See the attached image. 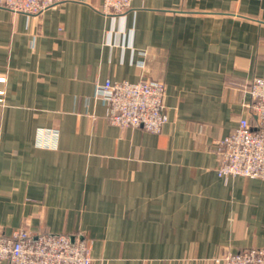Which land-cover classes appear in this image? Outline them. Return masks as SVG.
Wrapping results in <instances>:
<instances>
[{
  "label": "crops",
  "instance_id": "0c3cea01",
  "mask_svg": "<svg viewBox=\"0 0 264 264\" xmlns=\"http://www.w3.org/2000/svg\"><path fill=\"white\" fill-rule=\"evenodd\" d=\"M102 4L0 7V231L83 234L92 264H224L264 247V179L219 176L215 148L264 78V0ZM143 78L165 84L159 133L112 124L96 95Z\"/></svg>",
  "mask_w": 264,
  "mask_h": 264
},
{
  "label": "built area",
  "instance_id": "2783aa9c",
  "mask_svg": "<svg viewBox=\"0 0 264 264\" xmlns=\"http://www.w3.org/2000/svg\"><path fill=\"white\" fill-rule=\"evenodd\" d=\"M61 0H0V7L13 12L40 16ZM132 0H103L106 15L122 16ZM0 76V82H5ZM246 114L234 130L215 143L220 164L219 176L264 179V78L254 77L246 85ZM5 90L0 89V101ZM96 95L108 103V120L120 128H143L159 133L168 122L165 110V84L143 78L138 81H113L97 85ZM251 119L254 120L252 123ZM224 264H264V247L226 252ZM8 264H92L91 244L83 234L35 232L27 226L11 234L0 231V262Z\"/></svg>",
  "mask_w": 264,
  "mask_h": 264
}]
</instances>
